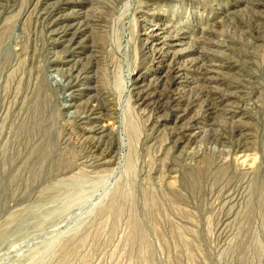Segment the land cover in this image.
Masks as SVG:
<instances>
[{
	"label": "rangeland",
	"instance_id": "rangeland-1",
	"mask_svg": "<svg viewBox=\"0 0 264 264\" xmlns=\"http://www.w3.org/2000/svg\"><path fill=\"white\" fill-rule=\"evenodd\" d=\"M0 264H264V0H0Z\"/></svg>",
	"mask_w": 264,
	"mask_h": 264
},
{
	"label": "bare ground",
	"instance_id": "bare-ground-1",
	"mask_svg": "<svg viewBox=\"0 0 264 264\" xmlns=\"http://www.w3.org/2000/svg\"><path fill=\"white\" fill-rule=\"evenodd\" d=\"M151 21V20H150ZM145 30H147V33L149 32V37L148 38H150V40H151V42H150V44L152 43V42H155L156 40H158V39H156V37H159V35L160 36H163V33H160V32H163V30H162V28H159V27H157V26H152V25H149V24H146L145 25ZM61 33V32H60ZM147 39V38H146ZM170 41V40H169ZM166 42V41H165ZM153 45V44H152ZM152 45H150V47H152ZM163 45V44H162ZM170 48V47H169ZM167 50H169L168 48H167ZM180 53V52H179ZM178 53V54H179ZM183 53V52H182ZM177 58V57H176ZM169 60V59H168ZM55 64V63H54ZM61 67V66H60ZM65 71V70H64ZM170 71V70H169ZM186 71V70H185ZM59 72V71H58ZM70 72H68V73H66V74H64V72L63 71H61V78H62V84L60 85L61 86V88L62 89H65V90H67L68 88H70L69 87V84H70V81H69V79L68 78H70ZM174 74V73H173ZM180 75V74H179ZM72 89V88H71ZM72 92V91H71ZM68 106H70V105H68ZM67 106V107H68ZM85 107V106H84ZM164 109V108H163ZM75 110V109H74ZM157 110V109H156ZM74 112V111H73ZM72 112V113H73ZM85 114V113H84ZM88 129V128H87ZM81 131V130H80ZM104 130H103V128H91V129H89L86 133L88 134V135H86L85 136V138L88 140H90L91 142H95V141H97L98 139H100V135L102 134V132H103ZM98 135V136H97ZM82 136H84V135H82ZM99 157V156H98ZM105 160V159H104Z\"/></svg>",
	"mask_w": 264,
	"mask_h": 264
}]
</instances>
